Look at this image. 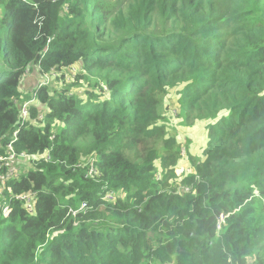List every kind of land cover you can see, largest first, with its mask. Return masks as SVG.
<instances>
[{
	"label": "trees",
	"instance_id": "1",
	"mask_svg": "<svg viewBox=\"0 0 264 264\" xmlns=\"http://www.w3.org/2000/svg\"><path fill=\"white\" fill-rule=\"evenodd\" d=\"M23 103L0 264H264V0H0V154ZM168 115L209 122L187 175Z\"/></svg>",
	"mask_w": 264,
	"mask_h": 264
},
{
	"label": "built area",
	"instance_id": "2",
	"mask_svg": "<svg viewBox=\"0 0 264 264\" xmlns=\"http://www.w3.org/2000/svg\"><path fill=\"white\" fill-rule=\"evenodd\" d=\"M21 122L19 127L13 132L12 138L10 142L3 148L4 154H0V194L5 190V186L8 181L20 177V167L21 164L25 161H33L36 157L34 155H29L26 152L17 153L14 148V144L17 141L18 133L20 128L25 124L28 120L29 116V108L28 103H23L19 108ZM175 170V174L177 176L185 175L184 170ZM90 174L97 176L96 169L91 167ZM188 190V188H185ZM121 196V195H120ZM118 194L111 191L105 195V198L109 203L116 200ZM15 200L21 203L22 208L26 211L29 216H33L35 214V194L33 193H21L15 196ZM85 209L84 204H80L76 209L69 210L68 215L76 216L79 212ZM12 208L9 203L4 202L0 204V215L4 218L8 217L11 214ZM223 216H221L220 221L223 222ZM221 223L219 222L218 225ZM220 228V226H218Z\"/></svg>",
	"mask_w": 264,
	"mask_h": 264
},
{
	"label": "rangeland",
	"instance_id": "3",
	"mask_svg": "<svg viewBox=\"0 0 264 264\" xmlns=\"http://www.w3.org/2000/svg\"><path fill=\"white\" fill-rule=\"evenodd\" d=\"M4 40H5V36H4ZM71 71L73 72V70H71ZM61 76H63V79H60V78H58V79H60L62 81L57 80V79H55V80L53 79L54 81L52 80L53 81L52 84H54L58 89L59 88H65V86H67L69 83H72L75 80V77L66 70L61 72ZM32 79H33L32 74H29L25 78L26 83H25V85H23V90H25L24 87L29 90L32 87L36 86L37 84H40L41 82L47 81V79H43V81L37 80L36 83L32 84ZM30 93H31V91H30ZM175 94H176V91L174 90V92L171 91L166 96L175 95ZM164 98L165 97H163V96L160 97V102H162ZM171 101H172V99H167V102L170 103ZM165 102H166V100H164V103ZM33 104H35V101L31 105H33ZM173 106H174V104H173ZM161 115H162V113H161ZM224 115H227V113H224ZM179 120H180V124H177V120L174 121L173 117H170L171 122H169V126H170L169 128L171 129L172 134H174L176 136L178 143H180V145L182 147H184L185 149L188 148L185 156L188 157V153H189V157L193 161L204 160L203 151H204L206 144H207V129H206L207 122L197 121L193 125L188 126L185 124V122L183 120H181V119H179ZM208 124H209V122H208ZM159 144H157V146H160ZM186 146H187V148H186ZM47 154L48 153L45 152L41 155H38V157H36L35 159L37 160V158H39V159L44 158L47 156ZM182 154H183V149H182ZM180 156H181V153H180ZM181 159H182V157H181ZM82 162L86 163L85 159H83ZM29 163H30V161H25V162H23V164H21V167H20V173L21 174L25 173L29 169V165H30ZM174 169H177V166ZM118 196H120V194H118ZM253 205H255L254 200H253Z\"/></svg>",
	"mask_w": 264,
	"mask_h": 264
},
{
	"label": "crops",
	"instance_id": "4",
	"mask_svg": "<svg viewBox=\"0 0 264 264\" xmlns=\"http://www.w3.org/2000/svg\"><path fill=\"white\" fill-rule=\"evenodd\" d=\"M167 117V119H168V122H171L170 121V115H168V116H166ZM174 121H176V120H174ZM205 122H207V121H205ZM177 124H180V120L178 119L177 120ZM209 124H208V122H207V126H208ZM191 126V125H190ZM206 126V127H207ZM183 145V144H182ZM186 148H187V146H186ZM182 149H183V154H182ZM182 149H181V157H182V159L179 161V163H178V165H177V169L176 170H179L178 171V173H180V170H184V173H185V175H187V174H189V173H192V171H193V168H192V166H191V158L189 157V153H188V157H186L185 156V154H186V152H187V150H188V148L187 149H185L184 147H182ZM179 168V169H178Z\"/></svg>",
	"mask_w": 264,
	"mask_h": 264
},
{
	"label": "clouds",
	"instance_id": "5",
	"mask_svg": "<svg viewBox=\"0 0 264 264\" xmlns=\"http://www.w3.org/2000/svg\"><path fill=\"white\" fill-rule=\"evenodd\" d=\"M176 170V169H175ZM175 170H174V172H175Z\"/></svg>",
	"mask_w": 264,
	"mask_h": 264
}]
</instances>
